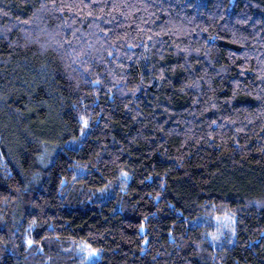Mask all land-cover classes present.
Masks as SVG:
<instances>
[{
	"label": "trees",
	"instance_id": "16d2710c",
	"mask_svg": "<svg viewBox=\"0 0 264 264\" xmlns=\"http://www.w3.org/2000/svg\"><path fill=\"white\" fill-rule=\"evenodd\" d=\"M78 243L264 264V0H0V264Z\"/></svg>",
	"mask_w": 264,
	"mask_h": 264
},
{
	"label": "rangeland",
	"instance_id": "374dc122",
	"mask_svg": "<svg viewBox=\"0 0 264 264\" xmlns=\"http://www.w3.org/2000/svg\"><path fill=\"white\" fill-rule=\"evenodd\" d=\"M125 177L128 178V176L125 174ZM230 222L231 220L228 219ZM99 257L97 251H93L90 246L84 244V243H78L77 244V262L78 264H91L93 261H95Z\"/></svg>",
	"mask_w": 264,
	"mask_h": 264
},
{
	"label": "snow or ice",
	"instance_id": "6c2138e0",
	"mask_svg": "<svg viewBox=\"0 0 264 264\" xmlns=\"http://www.w3.org/2000/svg\"><path fill=\"white\" fill-rule=\"evenodd\" d=\"M87 121L85 120V123H86ZM141 227H143V225H141ZM29 243H31V241H29ZM93 251H95V250H93Z\"/></svg>",
	"mask_w": 264,
	"mask_h": 264
}]
</instances>
